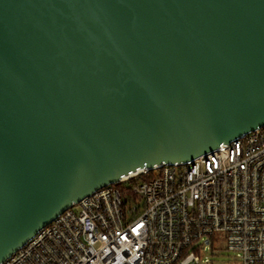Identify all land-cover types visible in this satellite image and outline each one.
I'll use <instances>...</instances> for the list:
<instances>
[{
  "label": "water",
  "instance_id": "1",
  "mask_svg": "<svg viewBox=\"0 0 264 264\" xmlns=\"http://www.w3.org/2000/svg\"><path fill=\"white\" fill-rule=\"evenodd\" d=\"M263 125L264 0H0V264L94 191Z\"/></svg>",
  "mask_w": 264,
  "mask_h": 264
},
{
  "label": "built area",
  "instance_id": "2",
  "mask_svg": "<svg viewBox=\"0 0 264 264\" xmlns=\"http://www.w3.org/2000/svg\"><path fill=\"white\" fill-rule=\"evenodd\" d=\"M118 184L73 204L1 264H200L220 246L239 264H264V125Z\"/></svg>",
  "mask_w": 264,
  "mask_h": 264
},
{
  "label": "rangeland",
  "instance_id": "3",
  "mask_svg": "<svg viewBox=\"0 0 264 264\" xmlns=\"http://www.w3.org/2000/svg\"><path fill=\"white\" fill-rule=\"evenodd\" d=\"M133 211V205H128L126 211L129 217H131V212ZM200 264H239L236 260V254L228 252L225 250L224 246L215 248V250H205V252L200 253Z\"/></svg>",
  "mask_w": 264,
  "mask_h": 264
},
{
  "label": "bare ground",
  "instance_id": "4",
  "mask_svg": "<svg viewBox=\"0 0 264 264\" xmlns=\"http://www.w3.org/2000/svg\"><path fill=\"white\" fill-rule=\"evenodd\" d=\"M138 172H140V170H138L136 173H138ZM136 173H132V174H130L129 176H133V175L136 174Z\"/></svg>",
  "mask_w": 264,
  "mask_h": 264
},
{
  "label": "trees",
  "instance_id": "5",
  "mask_svg": "<svg viewBox=\"0 0 264 264\" xmlns=\"http://www.w3.org/2000/svg\"><path fill=\"white\" fill-rule=\"evenodd\" d=\"M115 185H116V186H119L120 184L117 183V184H115Z\"/></svg>",
  "mask_w": 264,
  "mask_h": 264
}]
</instances>
